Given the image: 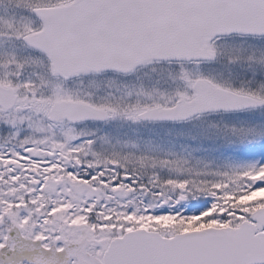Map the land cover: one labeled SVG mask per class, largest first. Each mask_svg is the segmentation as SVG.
Instances as JSON below:
<instances>
[{"label":"snow or ice","instance_id":"obj_1","mask_svg":"<svg viewBox=\"0 0 264 264\" xmlns=\"http://www.w3.org/2000/svg\"><path fill=\"white\" fill-rule=\"evenodd\" d=\"M0 264H264V0H0Z\"/></svg>","mask_w":264,"mask_h":264}]
</instances>
